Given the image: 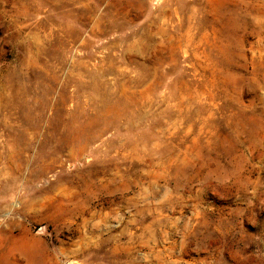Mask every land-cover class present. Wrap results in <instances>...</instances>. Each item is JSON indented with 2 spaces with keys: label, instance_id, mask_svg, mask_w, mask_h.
Returning <instances> with one entry per match:
<instances>
[{
  "label": "rangeland",
  "instance_id": "374dc122",
  "mask_svg": "<svg viewBox=\"0 0 264 264\" xmlns=\"http://www.w3.org/2000/svg\"><path fill=\"white\" fill-rule=\"evenodd\" d=\"M0 264H264V0H0Z\"/></svg>",
  "mask_w": 264,
  "mask_h": 264
}]
</instances>
